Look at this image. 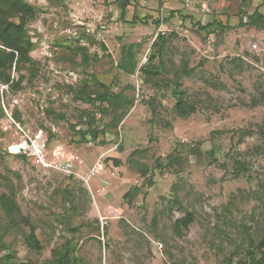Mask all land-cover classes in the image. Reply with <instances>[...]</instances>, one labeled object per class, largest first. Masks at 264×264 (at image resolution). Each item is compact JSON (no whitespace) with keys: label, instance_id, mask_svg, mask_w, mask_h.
<instances>
[{"label":"rangeland","instance_id":"obj_1","mask_svg":"<svg viewBox=\"0 0 264 264\" xmlns=\"http://www.w3.org/2000/svg\"><path fill=\"white\" fill-rule=\"evenodd\" d=\"M27 1L36 68L13 70L19 90L0 84V196L19 207L14 222L0 207V259L44 264L67 242L85 264L247 259L264 239V29L240 21L264 14V0H134L126 20L116 0ZM163 7L170 30L146 82ZM214 20L223 28L200 27ZM130 50L133 75L119 68ZM176 88L192 115L176 114ZM105 89L133 106L103 112L88 93ZM88 114L100 133L82 141ZM31 228L40 250L26 243Z\"/></svg>","mask_w":264,"mask_h":264},{"label":"trees","instance_id":"obj_2","mask_svg":"<svg viewBox=\"0 0 264 264\" xmlns=\"http://www.w3.org/2000/svg\"><path fill=\"white\" fill-rule=\"evenodd\" d=\"M134 0H116L120 10V16L126 20L127 9ZM36 8L27 0H0V84L6 85L10 91H16L22 88V73L20 78H16L13 75V70L20 72L24 67L29 70H34L35 61L31 57V50L34 47V43L31 40V36L27 29V23L29 20L35 18ZM139 17L134 14L132 22H137ZM213 26L222 27L221 23L214 20L211 23L200 25L203 30L210 32ZM241 27L251 26L264 29V14L259 11V8L254 9L247 15V20L240 21ZM223 28V27H222ZM167 43V39L163 35H158L157 39L153 42L152 48L154 52L150 55L147 65H143L141 70L145 73L144 80L150 82L153 76L159 74V65H151L155 59L163 58L164 48ZM132 48V45L131 47ZM156 49V50H155ZM129 60L121 62L119 64L120 70L129 74H135L137 70V62L134 60V53L130 50L128 52ZM184 70H187V74H191L193 69H187L184 65ZM138 92H140V86L136 85ZM85 93V92H84ZM177 102L174 106L175 112L180 117H188L195 112V106L191 104L184 96L182 90L176 88L173 91ZM140 95V94H139ZM88 100L93 104L99 102V106L103 112H108L109 108L121 106L124 110H128L133 106V101L123 97L122 93H117L111 90H91L88 93ZM119 101V102H118ZM89 115V127L85 131L81 129L77 130V133L81 135L82 141L96 140L99 136V129L93 127L95 123V117L92 114ZM17 119V117H15ZM121 116L115 117L114 124L116 125L121 119ZM24 156V155H17ZM245 168V164L241 161L236 162V169L234 171L235 177H238L242 170ZM147 166L144 165L143 174H147ZM131 194L126 193L125 198H128ZM0 207L4 213L11 217L12 222L15 221L13 216L19 214V207L14 197L3 193L0 196ZM178 224H183L184 227H188L192 222L191 213L186 217L179 219ZM29 225L30 223H26ZM26 243L29 247L40 250L42 248L39 239L36 236L35 230L31 228L30 234H26ZM259 255L256 253V250ZM73 247L67 242L66 246L61 249L53 250L52 259L46 261L44 264H85L83 260L74 253ZM247 259L238 261L237 264H264V239L260 241L254 249L247 251ZM4 264H15L12 259L7 257H1L0 262ZM232 264V263H231Z\"/></svg>","mask_w":264,"mask_h":264},{"label":"built area","instance_id":"obj_3","mask_svg":"<svg viewBox=\"0 0 264 264\" xmlns=\"http://www.w3.org/2000/svg\"><path fill=\"white\" fill-rule=\"evenodd\" d=\"M191 5H194V4H192V1L191 0H186V2H185V6H187V7H190ZM165 11V8L163 7L162 8V11H161V13H160V15H159V20H160V26H159V29H158V32H157V36L159 35V34H161V35H165L166 34V32L168 31V30H170V28H169V26H168V23H166V13L164 12ZM202 11L203 12H205V9H202ZM256 46V45H255ZM139 87V86H138ZM101 160V159H100ZM99 162V161H98ZM95 174V170H92L91 171V173H90V177L91 176H93Z\"/></svg>","mask_w":264,"mask_h":264},{"label":"water","instance_id":"obj_4","mask_svg":"<svg viewBox=\"0 0 264 264\" xmlns=\"http://www.w3.org/2000/svg\"><path fill=\"white\" fill-rule=\"evenodd\" d=\"M25 148L23 144H15L10 148V151L12 153H18L21 151V149Z\"/></svg>","mask_w":264,"mask_h":264}]
</instances>
